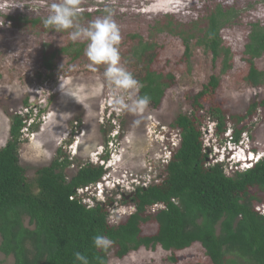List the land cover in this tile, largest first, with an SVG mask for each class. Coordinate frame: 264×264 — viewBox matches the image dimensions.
Segmentation results:
<instances>
[{
    "label": "rangeland",
    "instance_id": "rangeland-1",
    "mask_svg": "<svg viewBox=\"0 0 264 264\" xmlns=\"http://www.w3.org/2000/svg\"><path fill=\"white\" fill-rule=\"evenodd\" d=\"M59 2L0 0V148L10 138L13 117L30 114L20 146V163L30 181L38 168L56 158L59 150L74 160L66 169L69 177L79 164L100 165L101 157L108 155L105 166H110L111 176L102 185L109 181L110 186L117 182L120 185L105 187L104 192L103 187L93 186L88 194L101 200L113 198L109 221L117 224L133 211L132 204L121 201L123 195L130 199L138 186L160 179L171 152L179 145V131L173 128V122L179 114L190 113L193 96L212 74L219 76L215 99L222 103L227 115H246L251 103L264 98V85L253 86L245 79L248 63L244 54L251 24L264 23V0H81L76 23L88 27L95 20L110 16L118 26L120 66L128 72L139 68L129 59L138 40L143 38L155 44L153 69L175 77L158 108L149 104L136 106L138 86L135 90L117 89L104 75L107 66L93 65L85 51L77 59L62 53L61 48L73 42L72 29L58 32L45 28L42 22L33 25L20 20L26 17L42 21L49 15L50 5ZM218 5L234 13L221 30L223 41L233 54L232 67L225 73L222 65L215 63L212 54L195 40L191 42V58L186 62L181 37L166 29L170 26L178 27L177 31H191L196 22L195 34L201 35L206 18ZM159 27L165 30L160 31L163 29ZM76 42L86 46L88 43L83 37ZM51 56L54 67L49 70L44 60ZM255 61L264 70V54ZM118 97L123 98L124 104L117 103ZM207 122L204 141L208 160L224 162L228 173L239 165L245 144L257 153L264 152L263 108L240 123L245 130L241 135L244 144L239 146L230 143L235 118L228 116L227 131L221 136L216 134L215 124ZM258 205L264 212L263 203ZM157 227L154 221L145 223L143 235L155 233ZM172 256L178 264H211L200 244L175 252L160 247L142 248L124 259L117 258L113 249L108 264H173ZM0 264H14V258L0 251Z\"/></svg>",
    "mask_w": 264,
    "mask_h": 264
},
{
    "label": "trees",
    "instance_id": "trees-1",
    "mask_svg": "<svg viewBox=\"0 0 264 264\" xmlns=\"http://www.w3.org/2000/svg\"><path fill=\"white\" fill-rule=\"evenodd\" d=\"M233 14L231 9L218 5L206 18L201 35L195 34L196 22L191 31L165 27L181 37L186 62L191 58V42L195 40L212 54V60L220 63L225 73L232 67L233 54L224 43L221 30ZM20 20L33 25L42 22L26 17ZM85 49V43L70 42L60 51L77 59ZM156 54L155 44L140 38L129 58L139 67L130 72L138 81L137 98L149 97L148 104L153 108L161 105L175 78L153 69ZM244 54L248 63L246 81L253 86L264 85V70L255 61L264 54V23L251 24ZM44 65L53 69V57H46ZM219 85V76L212 74L193 96L190 113L177 116L172 126L179 131L178 147L158 181L137 187L130 199L123 195L121 201L132 204L134 210L117 224L109 221L113 198L94 200L90 205L79 194L80 189L102 179L104 166L79 164L69 177L66 169L74 160L59 150L49 165L37 169L34 180L28 179L20 163V146L32 115L16 114L10 138L0 148V251L12 256L14 264H81L74 257L75 252L86 256L89 264H108L113 249L117 258L124 259L142 248L160 247L175 252L200 244L211 264H264V212L257 208L258 204L264 205V159L251 169L228 173L223 163L208 160L204 141L207 121L215 124V132L221 136L227 131L229 116L235 118L231 138L239 142L245 130L240 123L258 108L264 109V98L251 103L246 115H227L222 103L215 99ZM254 188L256 191L252 192ZM156 204L164 207L154 210ZM149 221L156 222L157 231L143 235L142 226ZM98 234L112 241L107 251L94 246L93 237ZM170 259L178 264L175 256Z\"/></svg>",
    "mask_w": 264,
    "mask_h": 264
},
{
    "label": "clouds",
    "instance_id": "clouds-1",
    "mask_svg": "<svg viewBox=\"0 0 264 264\" xmlns=\"http://www.w3.org/2000/svg\"><path fill=\"white\" fill-rule=\"evenodd\" d=\"M80 3L81 0H61V2L59 3H52L50 5L49 15L42 18V23L44 27L52 28L58 32L72 29V31L70 32V36L73 42L80 40L82 37L85 38L88 41L85 49L86 56L93 65L107 66L104 75L109 80V82L114 84L117 89H124L126 91L135 90L138 86V81L124 67L120 66V54L118 45L120 44L121 36L119 33L118 26L115 24V22L111 19L110 16H107L102 19L95 20L88 27H82L81 25L76 23L77 17L80 14ZM69 94L75 96V93L70 92ZM117 103L124 104L123 98L118 97ZM148 103L149 97L147 96H144L139 101L134 102V104L139 107L147 106ZM227 136H230V134H228ZM230 143L239 146L243 142L241 141V139L239 142H236L230 136ZM236 146L235 148H237ZM243 153V157L239 156L240 154L238 155L240 159L237 161L239 162V165L236 166V170L244 171L251 169L256 163L264 159V152L257 153L253 148L249 147V145L247 144L244 145ZM233 154L234 152H232L231 155ZM102 159V164L100 165L105 167L106 172L99 182L104 183L103 180H105L107 177H110L111 172L108 170L110 166H105V160L107 161L109 160V158ZM169 160L166 163H168ZM240 163L242 164L240 165ZM99 182L90 185L88 188H91L93 186L98 187L97 184ZM110 182L112 181H109V183L106 182L105 185H103V189L101 190L102 192L106 190L105 187L114 188L117 187V185H120V182H117V184L113 183L114 185L110 186ZM98 189H100V187H98ZM80 190L79 194L83 195L85 198L84 201L90 205H93L94 200L105 201L101 199H96L95 196H89L91 194H88V191L81 192ZM157 205L161 204H156L153 207L154 210L156 209L155 207ZM130 213H132V211ZM93 244L98 250L107 251L111 247L112 241L108 237L98 234L93 237ZM74 257L77 261L81 262V264H89L86 256H84L80 252H75Z\"/></svg>",
    "mask_w": 264,
    "mask_h": 264
},
{
    "label": "built area",
    "instance_id": "built-area-1",
    "mask_svg": "<svg viewBox=\"0 0 264 264\" xmlns=\"http://www.w3.org/2000/svg\"><path fill=\"white\" fill-rule=\"evenodd\" d=\"M108 183H109V182H108ZM102 184H103L102 182H99L97 185H98V187L102 188V187H103ZM113 185H114V184H113ZM80 191H81V192L89 191V188L86 187L85 189H81ZM157 207H163V206H162V205H157L155 208H157Z\"/></svg>",
    "mask_w": 264,
    "mask_h": 264
}]
</instances>
